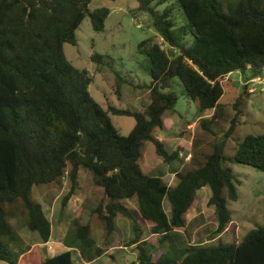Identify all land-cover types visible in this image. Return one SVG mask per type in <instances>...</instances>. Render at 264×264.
Returning a JSON list of instances; mask_svg holds the SVG:
<instances>
[{
  "label": "trees",
  "instance_id": "16d2710c",
  "mask_svg": "<svg viewBox=\"0 0 264 264\" xmlns=\"http://www.w3.org/2000/svg\"><path fill=\"white\" fill-rule=\"evenodd\" d=\"M93 1L0 0V262L75 264L72 252L48 258L39 245L24 251V240L10 220L17 223L22 218L43 244L49 243L52 222L32 198L33 190L62 185L68 177L65 209L77 194L80 171L85 169L94 186L103 190V200L92 215L107 234L116 231L118 216L132 222L135 236L130 246L138 250L134 264H264V227L240 243L180 248L174 239L177 230L187 229L188 215L200 201L198 192L206 187L211 190L209 206L217 219V234L233 227L228 202H237L239 194L231 163L264 173V135H248L242 142L233 137L248 91L236 100L233 116L220 103L225 94L221 79L234 72H249L252 80L264 77V0H177L185 27L171 7L163 12L154 9L165 0H137L140 11L153 17L162 40L140 45L153 79L150 103L142 112L105 110L90 93L93 77L64 53L65 44L77 45L76 33L87 17L96 32L105 30L111 11L92 12ZM92 59L102 62L103 56L94 54ZM175 78L198 102L200 113L213 114L199 121L191 160L176 172L177 185L170 186L163 177L145 174L142 161L146 142L166 163L179 158L180 152L169 153L154 135L164 130L165 114L179 101L173 91ZM110 114L134 118L133 132L123 136ZM232 138L237 145L228 154L226 143ZM126 201H134L137 210ZM146 221L151 223V236L160 237L157 248L169 243L165 253L153 254L156 246L141 240V222ZM69 232L66 239L74 237L70 248L78 249L87 261L103 254L89 223L75 219Z\"/></svg>",
  "mask_w": 264,
  "mask_h": 264
},
{
  "label": "rangeland",
  "instance_id": "374dc122",
  "mask_svg": "<svg viewBox=\"0 0 264 264\" xmlns=\"http://www.w3.org/2000/svg\"><path fill=\"white\" fill-rule=\"evenodd\" d=\"M167 7L174 10L179 25L185 27L187 20L177 0H165L161 5H154V9L158 12H163ZM99 8H107L111 11L105 23V30L96 32L91 18L87 17L76 33L77 45L65 44L64 53L76 68L88 71L93 77L90 93L105 110L115 107L119 110L142 112L149 104V86L153 79L149 58L140 51V45L145 41H162L154 28L153 17L150 13L140 11L137 0H94L90 5L92 12ZM187 29L190 31L189 28ZM164 47L169 48L166 44ZM94 54L103 56L102 62L94 61L92 59ZM251 77L249 72H234L221 79L225 94L220 103L227 106L232 116L234 115L233 105L238 97L246 90L249 93V96L245 98L246 108L240 116L233 136L241 142L248 135H264V77L254 80ZM173 91L178 94L179 101L174 110L165 114L164 130H158L154 135L165 144L169 153L180 152L179 158L173 163H166L157 155L154 145L146 142L143 147L142 161L145 174L163 177L170 186L177 185L176 172L191 160L192 141L199 121L213 114L212 111L199 112L198 102L187 95L179 78L174 79ZM110 118L123 136H129L133 132L136 125L134 118L113 114H110ZM193 122L197 125H188ZM230 124L231 121L227 122L226 130L229 129ZM235 139H229L226 143L228 154H232L236 149ZM230 167L233 170L239 194L237 202H228L233 227L229 231L217 234V219L214 209L209 206L211 190L206 187L198 192L200 201L196 210L190 214L191 216L188 215L187 229L177 230L178 233L174 239L180 248L240 243L250 232L264 227V173L234 162L230 164ZM69 190L68 177L62 185L52 184L35 187L33 190L32 198L42 205L46 216L52 222L49 247H47L48 243L47 246L42 243L38 233H33L26 227L25 220L21 218L17 223L13 219L10 220L14 231L24 240L22 246L24 251L35 245H43L40 246L42 253L48 257L47 252L51 251L55 244L73 246L74 237L68 240L66 237L70 233L71 223L77 218L80 224H90L92 237L97 247L103 250V254L95 260L96 262H89L77 249L79 253L74 256L75 264L136 263L138 250L136 246H130V241L135 236L132 222L118 216L115 221L116 231L108 235L97 217L92 215L103 200V191L94 186L91 173L81 169L80 189L75 195L77 200L73 197L64 209L62 200ZM125 204L137 210V204L134 201H126ZM165 208L170 212L167 202ZM78 210H80L79 213L76 212ZM150 224L149 221L141 222L144 231L141 240L149 241L151 245L156 246L153 254L165 253L169 243L166 242L157 248L160 237L151 236L148 230ZM0 264L8 263L0 262Z\"/></svg>",
  "mask_w": 264,
  "mask_h": 264
},
{
  "label": "crops",
  "instance_id": "0c3cea01",
  "mask_svg": "<svg viewBox=\"0 0 264 264\" xmlns=\"http://www.w3.org/2000/svg\"><path fill=\"white\" fill-rule=\"evenodd\" d=\"M149 94H150V91H149ZM149 103H150V101H149ZM195 126L197 125L196 123H193ZM188 125H192V124H188ZM79 183H80V178H79ZM79 189H80V187H79ZM100 189V188H99ZM100 190H102V189H100ZM103 191V190H102ZM76 196H74V200L76 199L77 200V197L75 198ZM86 199V198H85ZM102 199V198H101ZM101 199H100V201H101ZM72 200V199H71ZM75 203V202H74ZM76 212H80V210H78V211H76ZM81 215V214H80ZM191 216V215H190ZM75 217H76V215H75ZM77 217H78V215H77ZM77 219V218H76ZM52 229H53V227H52ZM49 243H48V246H47V244H46V246L47 247H49ZM40 246H43V245H40ZM47 252V251H46ZM66 252H72L73 253V261H74V263H75V259H74V256L76 255V253H79V251L77 250V249H74V248H70L69 246H67V245H63V244H55L54 245V247L52 248V250L51 251H48L47 252V256H48V258H53V257H55V256H58V255H60V254H63V253H66ZM93 262H96V261H93Z\"/></svg>",
  "mask_w": 264,
  "mask_h": 264
}]
</instances>
